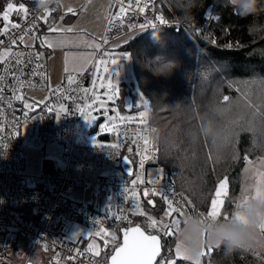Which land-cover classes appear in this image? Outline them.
Instances as JSON below:
<instances>
[{"label":"built area","instance_id":"built-area-1","mask_svg":"<svg viewBox=\"0 0 264 264\" xmlns=\"http://www.w3.org/2000/svg\"><path fill=\"white\" fill-rule=\"evenodd\" d=\"M30 1L34 0H19L12 10L0 11V251L24 239L47 254V264H109L115 249L122 245V229L141 226L162 239L158 264H168L169 251L164 249L170 233L182 228L187 216H207L209 211L180 188L173 167L160 163L155 127L124 124L118 146H94L79 142L81 112L85 113L90 99L98 58L109 42L130 33H179L184 27L203 35L204 27L195 20L183 23L159 12L157 0H112L113 20L93 62L84 71L67 74L63 83L52 89L47 106L30 112L26 93L46 90L49 72L39 50L24 41L43 33L46 20L60 8L59 2L36 14ZM6 11L7 20L3 18ZM118 16L122 18L119 21ZM26 127V136H30V128L37 132L34 143L64 146L62 156L48 162L38 178L24 171L20 148ZM77 186L91 189L99 204L85 206L70 200L68 196ZM170 203L177 211H169ZM139 206L159 220L164 212L169 217L153 226L136 214ZM159 208L162 211L157 215L154 212ZM257 259L264 264V256Z\"/></svg>","mask_w":264,"mask_h":264},{"label":"trees","instance_id":"trees-1","mask_svg":"<svg viewBox=\"0 0 264 264\" xmlns=\"http://www.w3.org/2000/svg\"><path fill=\"white\" fill-rule=\"evenodd\" d=\"M210 5L212 11L208 10ZM156 6L159 12L180 22L195 20L204 27V33L197 35L186 27L179 33L146 31L120 48L131 52L136 79L150 100V119L145 123L157 129L160 163L176 170L180 188L205 211L210 210L220 180L227 178L221 218L224 214L230 217L238 199L245 161L264 156V38L249 35L252 18L241 19L227 0H205L199 9L192 8L190 0H157ZM260 20L264 21V15ZM167 41L174 46L167 53L164 51L165 58L168 61L167 55L171 54L174 68L167 65L165 72L173 70L164 75L168 91L159 101L141 85L135 52L145 51L149 57H156L153 54ZM208 81L215 84L207 90V85L203 86ZM122 90L130 92L133 104L137 99L135 88ZM173 94L176 96L169 98ZM211 97L212 106L217 105L225 120L231 116L230 121L218 125L217 118L204 106ZM209 125L218 130L217 138L204 134ZM249 126L255 131L249 130ZM161 211L159 208L154 213L160 215ZM177 231L170 233L164 249L169 251L170 259ZM256 257L246 250L228 255L223 248L215 247L204 256V263L263 264Z\"/></svg>","mask_w":264,"mask_h":264},{"label":"rangeland","instance_id":"rangeland-1","mask_svg":"<svg viewBox=\"0 0 264 264\" xmlns=\"http://www.w3.org/2000/svg\"><path fill=\"white\" fill-rule=\"evenodd\" d=\"M212 9L213 7L212 5H210L208 7V10L212 11ZM47 34L48 36H43L42 41L46 37L47 42L51 43L52 47L49 48L44 44L41 45L44 48L51 50L52 52L48 60V64L51 77L50 85L52 88H55L62 81V76L64 73L63 62L64 58H66L65 50H92L98 48V44L92 41V39H90V37L85 34L57 35L55 33L53 34L52 32H48ZM138 34L140 33H130L116 38L106 48V56H104V53L106 52L105 51L102 56L98 58V64L93 76L92 91L84 113L83 123L81 127V136L79 139L80 143L90 144L94 146H98V143L118 146L119 134L124 127V124L145 123L150 119V100L142 91L136 79L132 54L127 50H120L121 47L127 45ZM35 43V37L27 38L25 41V44L27 46H35ZM100 46L101 45H99V48ZM173 46L174 45H171V43L167 41L165 42L164 46L158 47V50H156L157 52L153 54V56L165 58L164 51H166L167 53L170 48H173ZM170 55H167L168 61H171V59H169ZM156 57H149L145 51L138 50L137 52H135L136 69L142 87L152 98H156L161 101L162 98L167 96L168 86L166 85L167 80L164 75L154 74L153 71L150 70L151 66L156 63ZM172 59L174 60V58ZM113 60H115V63H113ZM166 70L167 65L161 64L159 71L165 72ZM170 76L171 75H168V77ZM188 82L189 81H187L186 86ZM209 82L210 81H208L203 86L205 87L207 85V90L209 86L215 84ZM131 87L135 88V90H133L134 93L137 92V99L133 104L130 92L127 91L126 93H124L122 90V88L129 89ZM216 89L219 90L218 88ZM50 91L51 89L27 91V109L30 112H35L37 110H41L44 106H47L51 98ZM202 94L205 93L202 91ZM175 96L176 95L173 94L169 96V98L173 99ZM207 98L208 92L206 99ZM212 98L213 97H211V99L209 100L210 102L206 100L204 106L205 108H207V110L209 109V113H212L213 117L217 118L218 125L225 123L226 120L230 121L232 119L231 116L226 118L225 120V117H223L219 112V108L217 107V105L212 106ZM122 101L123 104H121ZM132 108L133 110L129 111ZM48 111L53 112V110L51 109H48ZM61 111L62 114L65 113L64 110ZM85 117H87V120L85 119ZM27 130L28 127H26L25 129V133L23 135V138H25L22 140L20 148L25 162L24 171L26 175L33 178H38L43 174L45 166L48 162L57 160L62 156L64 146L54 142L34 143V138L37 137V132H33L32 128H30V136H26ZM105 136H111L112 140L104 141L102 137ZM113 136L116 137V140H113ZM150 172H152V170ZM258 187H260L262 192H264V156H257L251 160L245 161L242 170L238 199L236 201L235 209L229 218H231L237 211L242 212L246 204L256 198ZM227 189L228 183L222 190L221 197L218 198L219 211L221 215L223 207L222 197ZM68 197L73 202L81 203L85 206L99 204L98 198L94 197L92 190L89 188L79 186L74 187ZM238 205H243V207L238 208ZM103 209L104 206L102 204V210ZM136 214L147 218V222L151 225L153 220L156 221L157 225L162 223L169 217V213L164 212L159 220L153 215H147L142 206H139ZM219 218H221V216ZM180 231L181 228L177 231V246L180 247V255L183 259H185L180 264H197V261L199 262V264H203V257L208 253H211L215 247L209 244L202 248V255L199 260H197L194 257L186 254V252L183 250L182 242L179 239ZM256 244H258V247L263 250L253 248L246 251H249L251 253L264 252V230H262L259 225L255 230V245ZM22 247V244L18 245V248ZM29 257H32L34 259L35 264L43 263V252L39 249L34 248L33 245H25V249L23 251L15 252L14 260L23 261V259ZM28 263H32L30 259H27L24 264ZM0 264H2L1 258Z\"/></svg>","mask_w":264,"mask_h":264},{"label":"clouds","instance_id":"clouds-1","mask_svg":"<svg viewBox=\"0 0 264 264\" xmlns=\"http://www.w3.org/2000/svg\"><path fill=\"white\" fill-rule=\"evenodd\" d=\"M59 2L60 0H34L33 11L39 14ZM190 3L192 8L199 9L203 7L205 0H190ZM227 5L241 19L252 18L248 25L250 36L264 38V21L260 20L264 15V0H227ZM193 19H195L194 15ZM155 62L150 70L157 75L170 74L174 68V62L167 61L163 57H157ZM161 64L172 65L173 68L169 72L159 71ZM203 132L213 138L219 136L218 130L211 125ZM262 222H264V194L246 204L240 219L212 220L201 214L187 216L179 233V239L186 254L197 260L202 255V248L209 244L223 248L225 254L230 255L254 246L255 230Z\"/></svg>","mask_w":264,"mask_h":264},{"label":"crops","instance_id":"crops-1","mask_svg":"<svg viewBox=\"0 0 264 264\" xmlns=\"http://www.w3.org/2000/svg\"><path fill=\"white\" fill-rule=\"evenodd\" d=\"M17 2L18 0H2V2H0V11L3 9H7L8 4L15 5ZM30 2H31L30 3L31 5L34 4V1H30ZM111 6H112V0H61L59 10L56 12V14L54 13L49 19L46 20L47 22H45V28H44L43 33L34 34V35L27 37V38L35 37L36 39L35 47L39 50L41 57L46 60V63L48 66V72H49L48 74L49 86L46 90L51 89L52 91V89L54 88H52L50 85L51 77H50L49 64H48V60L52 52L51 50L44 48L41 45L43 36H48L47 33L52 32L49 29L52 26H54L57 29V31L52 32L53 34L54 33L57 35L85 34V35H88L90 39H92V41L96 42L99 48V45H101V42L103 41L105 34L109 31L110 25L113 20L110 17ZM69 9H72V11L70 12ZM68 28H71L72 31L71 32L66 31V29ZM25 41H24V44H25ZM98 48H95L92 50H79V51L65 50L66 58H64V62H63L64 73H63L62 81L60 84L63 83L66 75L69 74L70 72L84 71L95 59L96 53L100 49ZM106 54H107V51L104 53V56H106ZM227 190L222 197V201L224 200V197L227 194ZM177 237H178V234H177ZM177 237H176V242L174 246V255L172 259L169 261L170 264H175L178 261L182 263L183 260H185L182 258L180 253L179 255L177 254V251H176L178 247ZM20 244L23 245L22 248H18V245ZM25 245H32V244L24 239H19L16 242V244L13 245L11 248L0 251L1 263L2 264H24L27 259H30L32 263H28V264H35L34 259L32 257L25 258L23 259V261L14 260L15 252L23 251L25 249ZM256 245L254 243V246L250 248V250L253 248L258 249V250H263L258 247V244ZM34 248L39 249L40 251L43 252L44 258H43L42 264H47V261H48L47 254L40 248H37V247H34ZM252 254L258 257V255H264V252L255 253V254L252 253ZM203 264H205L204 257H203Z\"/></svg>","mask_w":264,"mask_h":264},{"label":"snow or ice","instance_id":"snow-or-ice-1","mask_svg":"<svg viewBox=\"0 0 264 264\" xmlns=\"http://www.w3.org/2000/svg\"><path fill=\"white\" fill-rule=\"evenodd\" d=\"M0 2H2V0H0ZM7 7L9 10H12L14 8V5L8 4ZM21 9L26 11L25 9H23V6H21ZM119 10L120 12L124 11L122 7ZM69 11L71 12L72 9H69ZM8 15L9 13L7 11L4 12L3 18L7 20ZM121 19H122L121 17L119 16L117 17L118 21ZM13 27H18V25H13ZM49 30L52 32L57 31V29L54 26H52ZM66 31L71 32L72 29L68 28L66 29ZM42 44L46 45L49 48L52 47V44L47 42L46 37L42 41ZM113 63H115V60H113ZM224 99L227 100L228 98L225 97ZM81 115H84L83 112H81ZM85 119L87 120V117H85ZM249 130L255 131V129L251 128V126H249ZM145 143L147 144L148 141L146 140ZM98 146L104 147L105 145L102 143H98ZM227 183H228L227 178H224L220 181L218 189L215 190L214 196L210 201V211L207 214V218L215 220L221 216L219 211L218 198L221 197L222 190L225 188ZM262 194H264V192H262L261 188L258 187L257 196ZM145 195H147V193H145ZM242 207L243 205H238V208H242ZM169 211L174 212L177 211V209L173 208L170 203ZM178 214H182V213L178 212ZM231 218L240 219L241 211H237ZM222 219L227 220L229 219V216L227 214H224ZM176 223L178 224V221ZM152 225L153 226L156 225L155 220L152 221ZM259 227L262 230H264V222L260 223ZM165 231L166 232L168 231L167 227L165 228ZM129 232L131 233V235H129ZM176 251L177 254L179 255L180 253L179 246L177 247ZM158 252H159V245H158L157 237L155 235L146 236L140 230L139 227H134L124 233L122 246L117 247L115 249V254L111 255V264H152L153 258L157 256ZM197 264H199L198 261Z\"/></svg>","mask_w":264,"mask_h":264},{"label":"water","instance_id":"water-1","mask_svg":"<svg viewBox=\"0 0 264 264\" xmlns=\"http://www.w3.org/2000/svg\"><path fill=\"white\" fill-rule=\"evenodd\" d=\"M248 160H251V159L248 158ZM134 227H139L140 230H141L146 236L150 235V234H148V233L144 230V228H142L141 226H134ZM134 227H131V228H134ZM131 228H124V229H122V231H121V233H122V243H123V236H124V233L127 232V231H129V229H131ZM129 235H131L130 232H129ZM155 236L157 237V240H158L159 252H158L157 256L153 258L152 264H157V263L159 262V260L161 259L162 254H163V241H162V239H161L158 235H155ZM121 246H122V245H121ZM114 254H115V251H114V253H113L112 255H114ZM109 264H111V257H110V259H109Z\"/></svg>","mask_w":264,"mask_h":264}]
</instances>
